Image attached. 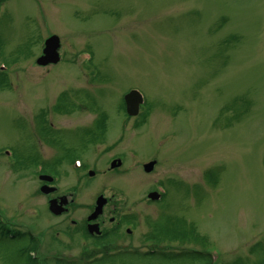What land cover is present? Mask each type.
Here are the masks:
<instances>
[{"label":"rangeland","instance_id":"374dc122","mask_svg":"<svg viewBox=\"0 0 264 264\" xmlns=\"http://www.w3.org/2000/svg\"><path fill=\"white\" fill-rule=\"evenodd\" d=\"M51 36L59 61L39 67ZM0 72V222L29 234L32 257L101 251L79 228L102 196V230L120 224L108 252L264 259V0H1ZM131 90L145 99L135 117L122 109ZM60 95L68 112L53 110ZM100 115L103 134H86ZM159 184L163 200L149 201ZM62 197L67 213L53 216ZM152 224L164 238L149 237ZM7 238L0 264H18L26 242Z\"/></svg>","mask_w":264,"mask_h":264},{"label":"trees","instance_id":"16d2710c","mask_svg":"<svg viewBox=\"0 0 264 264\" xmlns=\"http://www.w3.org/2000/svg\"><path fill=\"white\" fill-rule=\"evenodd\" d=\"M1 2V0H0ZM8 81L6 78L5 73L0 72V91L1 90H6L9 88L8 86ZM65 97V98H64ZM67 97L65 95H60L57 98L58 103L55 104L53 107L54 111H59L61 112H68L70 107V103L66 102ZM65 100V101H64ZM75 107V105H74ZM123 109V108H122ZM101 117L96 121V125L94 127V130H87L86 134L96 137L98 134L102 135L103 130H104V121H105V116L100 115ZM40 133H45L48 132L49 128L44 127V130L42 127L40 128ZM44 168V167H43ZM55 167H51L48 169V171L54 170ZM207 174H210L207 173ZM206 174V175H207ZM3 225V224H2ZM157 225L152 224V231L149 232L150 235L149 237L152 239H160L165 237V233L158 232L157 231ZM184 233H178V234H173L170 235L176 240H184V237L188 234V232L183 231ZM12 233V230L9 232L6 227L1 226L0 224V235L5 238L10 236V238H15L18 236L19 240H23L26 242L25 247H23L21 250H19L16 253V258L18 261V264H49V260H51L50 264H120L124 261H130V262H143V264H148L147 262H150L151 260H157L158 264H186V263H192V264H210V258L208 255L203 254V252H197V251H181V252H165L163 250H150L148 252L144 253H138L137 251H129L128 249L125 250H114L110 251L107 250V248H110L107 246V238L113 236V233H110L108 235H105L100 238H95L93 239V243L97 245V248L102 249L101 251L97 252L94 257L89 258L88 260H83L82 261H67L64 258H59L57 256L52 257L51 259L43 257L42 259H38V257L35 258L32 257L31 255V250L32 252H35L36 249V244L32 239H29V234L27 232L24 233H19L15 232L16 234H10ZM177 236V237H176ZM179 238V239H178ZM106 242V243H105ZM97 243H100L99 245ZM109 243V242H108ZM93 244V245H94ZM100 245L102 248H100ZM259 264H261V262ZM131 263V264H132ZM134 264V263H133ZM142 264V263H141Z\"/></svg>","mask_w":264,"mask_h":264},{"label":"water","instance_id":"95a60500","mask_svg":"<svg viewBox=\"0 0 264 264\" xmlns=\"http://www.w3.org/2000/svg\"><path fill=\"white\" fill-rule=\"evenodd\" d=\"M59 49V40L56 36H51L47 38L43 43L42 56L36 59L35 64L39 67H45L50 64H56L59 61L57 50ZM125 104V112L128 116H136L138 113V105L141 103V97L137 92L131 91L123 97ZM155 161H151L143 165V172L150 173L153 170ZM120 166L119 160H114L110 163V169H114ZM88 176H93V172H88ZM39 179L43 182H52V179L49 176L42 175ZM53 188H49L46 185L40 187V192L43 194H48L53 192ZM149 200H156L158 198L157 194L149 193L147 195ZM106 200L99 196L95 201V207L91 215L87 218L88 221L95 220L102 212V208L105 205ZM65 197L59 199L57 202L56 199H52L48 202V210L53 215H60L64 211V205H66ZM89 233L97 232V225H89L87 227Z\"/></svg>","mask_w":264,"mask_h":264},{"label":"flooded vegetation","instance_id":"af4514ba","mask_svg":"<svg viewBox=\"0 0 264 264\" xmlns=\"http://www.w3.org/2000/svg\"><path fill=\"white\" fill-rule=\"evenodd\" d=\"M153 191V189L150 190L149 193H151ZM88 217V216H87ZM87 217L85 219V221H83L82 223V226H84V228L86 229L87 225H88V222H87ZM110 220H114L113 218H111ZM94 223H96L99 227V231H104L102 230V225L104 224V220L102 219V213L101 215L94 221ZM73 225H75V222H72ZM109 231V230H108ZM108 231H104V232H101V233H104V234H107ZM127 234H129L128 232H126ZM91 236V235H90ZM91 237H94V236H91Z\"/></svg>","mask_w":264,"mask_h":264}]
</instances>
